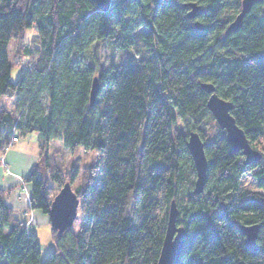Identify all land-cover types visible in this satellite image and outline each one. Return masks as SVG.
<instances>
[{
	"label": "trees",
	"instance_id": "trees-1",
	"mask_svg": "<svg viewBox=\"0 0 264 264\" xmlns=\"http://www.w3.org/2000/svg\"><path fill=\"white\" fill-rule=\"evenodd\" d=\"M240 1L111 0L102 12L93 0H0V156L13 139L35 133L40 141V160L23 180L28 210L48 216L51 186L78 177L47 157L51 142L96 154L73 191L78 229L50 226L54 250L44 260L35 234L4 203L10 189L0 190V264H156L171 201L184 228L175 264H264V0L225 35ZM190 3L203 10L195 19ZM137 42L150 56L102 66L101 43L127 53ZM21 58L27 65L12 82ZM204 83L231 103L261 161L245 166L232 152L206 107ZM4 98L15 100L13 111ZM178 121L204 143L208 172L198 196L189 132ZM208 121L217 131L210 140ZM238 225H258L255 251Z\"/></svg>",
	"mask_w": 264,
	"mask_h": 264
},
{
	"label": "water",
	"instance_id": "water-1",
	"mask_svg": "<svg viewBox=\"0 0 264 264\" xmlns=\"http://www.w3.org/2000/svg\"><path fill=\"white\" fill-rule=\"evenodd\" d=\"M111 0H93L98 10L106 12L109 9ZM261 0H241L240 11L228 25L225 35L237 32L242 24L244 17L249 13L251 8ZM187 17L195 19L202 14V8L195 3L188 5ZM195 27L202 30V26L194 23ZM202 91L208 95L206 107L215 120L219 130L224 132L225 139L229 144L233 153L240 152L243 156V165L256 164L262 159L259 151L254 150L244 134V132L236 125L230 112L231 103L221 99L215 93L211 84H201ZM97 94L96 78L92 80L89 104L93 105ZM187 152L189 153L193 168L195 171V181L193 185V195L198 196L203 192L208 172V163L204 152V143L195 131L187 134L185 143ZM79 200L71 189L70 183H65L58 193L53 197L48 212L50 226L59 234L70 229L77 217V209ZM178 210L174 201L169 204L165 234L162 241L156 264H175L181 249L183 247L184 228L176 225ZM240 234L244 237L245 246L250 251L256 250V238L258 233V225H238Z\"/></svg>",
	"mask_w": 264,
	"mask_h": 264
},
{
	"label": "crops",
	"instance_id": "crops-1",
	"mask_svg": "<svg viewBox=\"0 0 264 264\" xmlns=\"http://www.w3.org/2000/svg\"><path fill=\"white\" fill-rule=\"evenodd\" d=\"M39 143L38 137H22L13 141L0 156V190L10 189L4 203L12 210L13 217L21 222L29 233L35 234L38 242L41 233L50 234V223L48 216L39 210H28L31 188L29 184H24L23 180L40 160ZM47 157L54 160L48 155V151Z\"/></svg>",
	"mask_w": 264,
	"mask_h": 264
},
{
	"label": "rangeland",
	"instance_id": "rangeland-1",
	"mask_svg": "<svg viewBox=\"0 0 264 264\" xmlns=\"http://www.w3.org/2000/svg\"><path fill=\"white\" fill-rule=\"evenodd\" d=\"M150 53L146 51L141 44V42L135 43L132 49H130L127 53H121L118 51H113L109 49L105 45V43H101V50H100V61L103 67H107L111 63H117L120 60H126L130 56L138 58L139 56H150ZM27 63L26 60L21 58L19 59V64L16 66L10 75L11 81L15 82L20 74V70L26 67ZM1 106L6 108L7 110L13 111L15 106V100H8L6 98L2 99ZM177 130L183 134H187L190 132V127L185 123H181L178 121L177 123ZM203 132L207 135L208 139H212L215 135H217V131L215 125L212 121H208L202 127ZM26 139H36L38 136L33 134L25 135ZM48 155L54 159V163L59 167V169L64 173V175H69L72 170L76 169L78 172V177L75 179L73 183H71V189L77 188L79 185V179L81 175V171L83 168L92 165L96 161V154L94 151L91 150H83V148H77L75 152H70L69 150L65 149L59 141H53L50 143V147L48 150ZM51 185V184H50ZM53 190V196L56 195L59 191L55 185L51 186ZM79 224V217H77L73 223L72 230L77 231ZM50 234L41 233L39 235V245H40V256L41 260H44L47 255L52 252L53 245L50 240Z\"/></svg>",
	"mask_w": 264,
	"mask_h": 264
},
{
	"label": "built area",
	"instance_id": "built-area-1",
	"mask_svg": "<svg viewBox=\"0 0 264 264\" xmlns=\"http://www.w3.org/2000/svg\"><path fill=\"white\" fill-rule=\"evenodd\" d=\"M16 139H13V141H15Z\"/></svg>",
	"mask_w": 264,
	"mask_h": 264
}]
</instances>
